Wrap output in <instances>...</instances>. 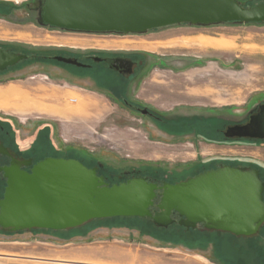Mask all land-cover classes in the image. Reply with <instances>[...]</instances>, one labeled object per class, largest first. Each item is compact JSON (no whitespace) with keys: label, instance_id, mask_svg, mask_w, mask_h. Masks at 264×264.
<instances>
[{"label":"rangeland","instance_id":"374dc122","mask_svg":"<svg viewBox=\"0 0 264 264\" xmlns=\"http://www.w3.org/2000/svg\"><path fill=\"white\" fill-rule=\"evenodd\" d=\"M42 1L0 0V47L27 55L0 72V121L12 132L5 142L17 160L76 156L114 182L156 175L161 184L224 164L264 177V138L224 134L264 103V21L84 32L40 23ZM238 1L248 7L264 0ZM84 53L140 54L141 74L114 84L119 75ZM60 54H75L92 68L53 58ZM123 97L165 119L130 110ZM33 141L40 149L30 153ZM146 221L115 216L63 232L0 230V264H221L210 243ZM258 231L235 236L245 244Z\"/></svg>","mask_w":264,"mask_h":264},{"label":"water","instance_id":"95a60500","mask_svg":"<svg viewBox=\"0 0 264 264\" xmlns=\"http://www.w3.org/2000/svg\"><path fill=\"white\" fill-rule=\"evenodd\" d=\"M40 9V23L84 32L127 34L182 23L264 21V1L245 7L238 0H43ZM25 58L26 54L0 47V71ZM53 58L85 65L76 58ZM94 60L121 69L116 60ZM224 134L263 139L264 103L246 122L228 125ZM21 163L12 159L0 167L6 179L0 197V229L5 231L68 230L115 216L148 217L154 225L166 227L175 222L174 212L177 224L186 228L201 224L234 235L254 234L264 222V181L249 166L219 165L175 183L157 184L139 175L109 184L97 166L75 158L46 156L28 171Z\"/></svg>","mask_w":264,"mask_h":264},{"label":"flooded vegetation","instance_id":"af4514ba","mask_svg":"<svg viewBox=\"0 0 264 264\" xmlns=\"http://www.w3.org/2000/svg\"><path fill=\"white\" fill-rule=\"evenodd\" d=\"M61 56H64V57H71V58H76L78 61H80L81 63L85 64L84 66H78V67H84V68H92V64L88 61H84V60H92L93 62L95 63H102L103 65H106L107 68H109V70L117 73L119 75V80L122 82V81H128V80H131L132 78L136 77L138 74H141V72H139L138 70L135 69L136 65L139 63V62H142L140 59H141V55L140 54H122V53H117V54H111V53H107V54H97V53H84V55H82V57H84V60H81L79 59V56L75 55V54H68V55H62L60 54ZM95 56H100V57H103V58H107V59H113V60H116V62L118 63V65L120 66L119 70L117 69H113V68H110L109 65H108V62L105 61V60H101V61H95L94 60V57ZM140 58V59H137ZM146 59V57H143V60ZM131 62V63H129ZM69 64V63H67ZM129 64L130 66L129 67H125V65ZM73 65V64H71ZM76 66V65H75ZM1 72V71H0ZM137 74V75H136ZM136 75V76H135ZM122 101L125 103V105L130 109V110H133L135 112H139L141 113L142 115H145L155 121H163L165 119V116H161L159 115L158 113L154 112L150 106L148 105H140V104H137V102L135 101H131L129 97H123L122 98ZM178 116H184V115H178L177 114V117ZM190 117H192V115H190ZM171 118V117H170ZM5 124L2 123V120L0 121V167L1 166H5V165H9L10 161L12 159H16L17 158L15 156H17V152L13 149L12 146H9L5 141L7 140V136H9V134H11L12 132L10 130H5V127H4ZM3 132V133H2ZM239 138H243V137H239ZM34 142H32V144L26 148L27 150H29V152H33V151H37L39 150L40 148L39 147H34ZM42 149V148H41ZM46 156H53V157H69V158H75V159H78L76 156H59L58 154L57 155H43L42 157L38 158V159H35L33 158V156H31L32 158H30L31 160V163L30 164H24V160L26 159H19L21 160V168L24 169V170H30V167L35 163L37 162L38 160L46 157ZM8 158V159H7ZM7 159V160H6ZM28 159V158H27ZM80 160V159H78ZM81 161V160H80ZM82 162V161H81ZM83 164L87 165L88 167H92V166H96V165H88L87 163H84L82 162ZM224 164V163H223ZM228 165H231V166H235V165H232V164H228ZM215 167H218V165H215V166H212V167H208L206 169H210V168H215ZM206 169H203L201 171H197L193 174H188L187 176H185L184 178H178L177 180H167V182H170V183H175L177 181H180L182 179H185L189 176H193L199 172H202ZM97 173L99 175H102L106 182H108L109 184L111 183H114V181H109V175L107 173H102V170H101V167L98 165L97 166ZM135 176V175H133ZM130 176L128 177H125L123 180L122 179H119L117 182H120V181H125L129 178ZM155 179L153 182H156L157 181V177L154 176ZM260 177H261V174H260ZM149 180V179H148ZM151 181V180H150ZM1 182H4L3 183V187H2V192H1V195L0 197H2V194H3V191H4V188L6 186V179L5 177L3 176V171L0 169V183ZM157 184H160L159 182H156ZM1 186V185H0ZM1 189V187H0ZM155 209V208H154ZM172 217L175 219V222L177 221L178 219V214L176 212H174L172 214ZM140 218H148V217H140ZM102 219V218H101ZM150 221L151 219L148 218ZM173 223V224H174ZM200 225V224H199ZM263 225V224H262ZM261 225V226H262ZM1 231H4L2 229H0ZM46 231H50L51 229H39L37 232H45ZM18 231H21V230H18ZM18 231H7V232H18ZM28 231H31L33 232V229L31 230H28ZM52 231H66V230H52ZM212 231V230H211ZM58 235H61V234H58ZM112 247H115V245H110ZM121 248V247H120ZM123 249V248H121ZM130 248H128V251Z\"/></svg>","mask_w":264,"mask_h":264},{"label":"trees","instance_id":"16d2710c","mask_svg":"<svg viewBox=\"0 0 264 264\" xmlns=\"http://www.w3.org/2000/svg\"><path fill=\"white\" fill-rule=\"evenodd\" d=\"M38 53L39 54L37 55L41 58L43 54L40 52ZM110 77H112L111 74L109 75V78ZM111 80L113 81L114 84L122 83L117 78L115 79L112 78ZM262 180L264 181V177L262 178ZM263 197H264V191H263ZM146 220L147 223L151 224V221L148 218H146ZM161 228L162 229L173 228L175 230L181 229V232H183V236H184L183 239L185 238L192 239L194 240V242H198L199 244L200 242H203L205 246H207V244L210 243L213 252H215L216 254L215 258L221 264H264V246L259 243V238L264 233V223L258 231L259 234L256 233L252 237H247L245 244L243 243L245 241L240 239L241 237L235 236L229 232H223L217 230L211 231L198 227L186 228L177 223L174 224L172 223L167 227H161Z\"/></svg>","mask_w":264,"mask_h":264},{"label":"crops","instance_id":"0c3cea01","mask_svg":"<svg viewBox=\"0 0 264 264\" xmlns=\"http://www.w3.org/2000/svg\"><path fill=\"white\" fill-rule=\"evenodd\" d=\"M98 264V263H97Z\"/></svg>","mask_w":264,"mask_h":264}]
</instances>
